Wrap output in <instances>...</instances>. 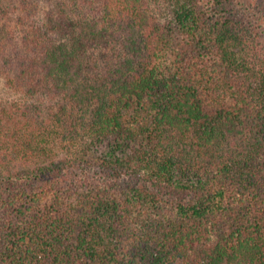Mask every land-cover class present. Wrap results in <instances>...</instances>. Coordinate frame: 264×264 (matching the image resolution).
<instances>
[{
  "label": "trees",
  "instance_id": "1",
  "mask_svg": "<svg viewBox=\"0 0 264 264\" xmlns=\"http://www.w3.org/2000/svg\"><path fill=\"white\" fill-rule=\"evenodd\" d=\"M32 1L0 25V264H264V32L230 0Z\"/></svg>",
  "mask_w": 264,
  "mask_h": 264
},
{
  "label": "rangeland",
  "instance_id": "2",
  "mask_svg": "<svg viewBox=\"0 0 264 264\" xmlns=\"http://www.w3.org/2000/svg\"><path fill=\"white\" fill-rule=\"evenodd\" d=\"M32 3L27 5V9L33 7ZM231 6L234 8L235 12L242 17L245 21L255 25L258 30L264 32V0H230ZM41 8V7H39ZM20 13V2L19 0H0V25L6 27L7 29L19 26L17 22V16ZM18 23V24H17ZM17 28V27H16ZM264 36V33H263ZM24 100L19 94L13 93L5 88L2 78L0 76V119L4 118L3 111H14L17 105H23ZM27 102V101H26ZM4 137L0 135V140ZM1 142V141H0ZM49 146V145H48ZM52 146V144H50ZM0 143V151H1ZM65 154V149L60 146L53 150L49 158L43 157L44 162H48L51 159L62 158ZM33 162V161H32ZM27 163L21 160L15 163L11 169H18L25 167Z\"/></svg>",
  "mask_w": 264,
  "mask_h": 264
}]
</instances>
